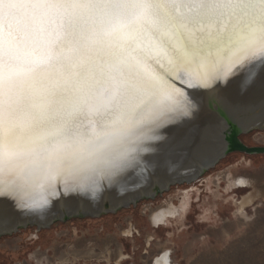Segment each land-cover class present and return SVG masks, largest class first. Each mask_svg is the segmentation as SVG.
I'll list each match as a JSON object with an SVG mask.
<instances>
[{
    "label": "snow or ice",
    "instance_id": "obj_1",
    "mask_svg": "<svg viewBox=\"0 0 264 264\" xmlns=\"http://www.w3.org/2000/svg\"><path fill=\"white\" fill-rule=\"evenodd\" d=\"M261 73L264 0H0V195L117 169L186 89Z\"/></svg>",
    "mask_w": 264,
    "mask_h": 264
},
{
    "label": "rangeland",
    "instance_id": "obj_2",
    "mask_svg": "<svg viewBox=\"0 0 264 264\" xmlns=\"http://www.w3.org/2000/svg\"><path fill=\"white\" fill-rule=\"evenodd\" d=\"M238 138L263 146L264 127ZM243 177L250 186L228 185ZM253 186L259 194L239 210ZM185 193L184 210L155 226L151 215ZM163 254L169 264H264V153L228 152L196 179L114 213L0 235V264H156Z\"/></svg>",
    "mask_w": 264,
    "mask_h": 264
},
{
    "label": "bare ground",
    "instance_id": "obj_3",
    "mask_svg": "<svg viewBox=\"0 0 264 264\" xmlns=\"http://www.w3.org/2000/svg\"><path fill=\"white\" fill-rule=\"evenodd\" d=\"M242 80V75H235L227 81H219L221 86L217 89L215 97L220 102L221 100L224 102L229 100V103L233 104L235 91L242 87ZM186 90L191 91L192 100L196 102L195 111L191 110V104H189V107L183 112L162 117L156 124L152 125L147 138L139 143L119 168L97 174L92 180L82 183L66 185L57 180L44 194V202L38 205H33L31 200L21 198L16 193L0 195V216H2L0 218V230L8 227L10 222L28 217L40 218L52 211L61 209L63 206L66 209L82 207L93 210L101 196L107 195L110 199H114L132 188L139 187L140 184L148 180L147 178L152 173L156 174L160 170L168 171L175 168L179 172L183 169H188L189 172L195 168H199V170L209 168L226 148V141L222 136L224 126L219 125V128L215 129L217 122L212 120L213 116L205 111V99L208 97L204 90ZM239 92L245 95L244 102L248 103L264 92V80ZM247 109L252 110L251 107ZM203 116L204 118H202ZM206 122L213 124H206ZM181 132L186 136L185 142L181 141V144H176V149L169 153V146ZM166 171L157 177V182ZM183 177H185L186 182L195 179V176H188L187 173ZM180 179L175 183H181ZM228 185L245 187L251 184L249 180L243 177L232 179ZM164 188L165 186L160 189L163 190ZM252 188L253 191L244 195L238 203L239 210L256 197L255 195L259 194L254 186ZM188 198V194L185 193L179 207L168 204L165 208L154 212L151 215L152 223L156 226L177 215L180 210H184ZM6 218L9 219V222L6 221ZM168 258L167 254H163L157 259L156 264H169Z\"/></svg>",
    "mask_w": 264,
    "mask_h": 264
},
{
    "label": "water",
    "instance_id": "obj_4",
    "mask_svg": "<svg viewBox=\"0 0 264 264\" xmlns=\"http://www.w3.org/2000/svg\"><path fill=\"white\" fill-rule=\"evenodd\" d=\"M262 75L257 82L264 80V76ZM241 90H244V88L241 87L235 91V100H232L233 104L229 103V100L227 102L221 100L220 102L217 97H214V99L212 100H210L209 98L205 99V111L213 116L212 120H215L217 122L216 127H213H215V129H218L219 125L224 126V128H222V136L226 141V148L214 163H216L219 158L225 156L228 152L238 151L248 154L264 153V145L248 146L238 138L239 134L241 133H246L252 129L264 127V113L261 114L262 112H264V92L260 95H257V97H255L252 101L246 103L243 99L245 95L239 92ZM226 103L229 104L225 105ZM247 106L251 107L252 110H248ZM204 116L202 118H204ZM210 122H206V124H213ZM241 126H244L243 130L241 129ZM182 132L178 136H176V140L169 146V153L176 149V144H181V141L185 142L186 136ZM206 169L203 168L199 170V168H195L189 172L187 171L188 169H183L179 172L175 168H172L168 171L160 170L156 174L152 173L147 178L148 180L143 184H140L139 187L137 186L136 188H132L128 192L116 196L114 199H110V197L107 195L101 196L99 201L96 204L94 203L95 208L93 210H87L82 207H72L66 209V207L63 206L61 209L52 211L48 215L41 216L40 218L35 219L32 217H28L21 218L18 221L10 222L8 227L0 230V235L10 233L20 227L26 226H35L37 229H40L42 227L49 226L56 220H66L70 217H98L101 214L114 213L122 207L135 205L136 202L140 199L153 198L156 193L167 190L170 187V184H178L175 182H177L180 178V181H182L181 183L186 182L184 180L185 177H183L184 175H186V173L188 176H195L196 179ZM165 171L166 173L163 174V177L157 182V177ZM164 186L165 188L161 190L160 188ZM0 218H2V216H0ZM6 221L9 222V219L6 218Z\"/></svg>",
    "mask_w": 264,
    "mask_h": 264
}]
</instances>
